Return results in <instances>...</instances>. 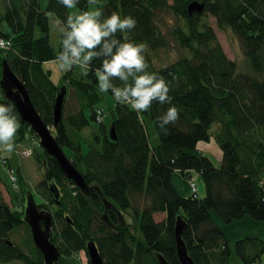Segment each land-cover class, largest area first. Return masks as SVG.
Here are the masks:
<instances>
[{
	"label": "trees",
	"instance_id": "trees-1",
	"mask_svg": "<svg viewBox=\"0 0 264 264\" xmlns=\"http://www.w3.org/2000/svg\"><path fill=\"white\" fill-rule=\"evenodd\" d=\"M4 1L0 0V38L12 39L13 47L0 49V68L7 61L28 90L43 122L52 127L57 143L90 187L89 194L83 193L61 171L54 157L41 146L35 150L37 161L45 169L37 192L47 200L38 208L51 212L50 240L61 251L55 264H69L64 258H74L81 252L91 264L87 249L90 241L99 248L106 264H161L158 255L168 264H180L175 234L179 217L187 223L182 238L194 264H231V242L212 214L225 225L247 215L264 221V0H197L205 10L194 14L188 7L194 0L99 3L104 17L115 12L122 19L132 16L137 21L135 29L126 35L135 44H146L143 55L147 71L166 80L171 99V104L164 105L153 101L149 110L140 113L129 104L116 102L110 127L97 107L102 98L95 71L102 68L104 57L93 59L86 78L74 77L75 67L64 75L63 86L68 91L62 117L55 125L54 108L61 86L57 87L45 65L56 61L61 45L55 48L51 44L50 18L55 14L65 21L73 15L70 9L58 0H49L46 10H42L41 0H20V10L14 5L3 9ZM76 8L81 13L90 6L87 0H79ZM165 13L183 19L184 27L170 30L163 19ZM207 15L216 20L217 28L230 30L238 38L243 65L228 58L215 28L204 18ZM3 23L8 29L2 27ZM124 35L117 33L116 38L124 42ZM170 37L189 54L159 69L153 57L170 45ZM114 84L123 86L119 80ZM0 104L10 105L11 114L20 123L19 143L30 137L39 140L30 125L21 122L4 91ZM170 106L179 109V120L161 129L158 118ZM92 121L100 124L103 137L95 134V138L102 141V148L92 146L86 153L82 130ZM148 122L158 134L156 147L149 138ZM113 124L115 140L110 137ZM215 125L218 129L213 133ZM212 137L223 153L218 166L213 157L198 153L200 141L209 143ZM19 171L17 176L23 184ZM176 171L186 179L193 171L198 173L206 195L180 196L172 180ZM52 185L57 186L59 199L51 191ZM30 193L21 198L27 201ZM25 211V207L13 209L0 191V264H46L32 241ZM163 214L164 218L157 221L156 217ZM21 226L26 231L22 244L12 236ZM235 242L243 264H260L264 258L262 238Z\"/></svg>",
	"mask_w": 264,
	"mask_h": 264
},
{
	"label": "clouds",
	"instance_id": "clouds-1",
	"mask_svg": "<svg viewBox=\"0 0 264 264\" xmlns=\"http://www.w3.org/2000/svg\"><path fill=\"white\" fill-rule=\"evenodd\" d=\"M58 3L72 9L79 0H58ZM87 3L89 10L68 15L65 21H56L62 37L61 50L56 57L59 69L68 72L79 66L87 75L93 59L104 57L102 68L95 71L100 92L110 91L118 103L129 104L137 113L149 110L153 101L171 104L166 80L147 71L148 63L143 55L147 51L146 44H135L126 35L135 29L137 21L132 16L122 19L115 12L104 17L99 0H87ZM117 33L125 34L124 42L116 38ZM130 78L132 83H129ZM116 80L123 86L117 87ZM11 113L10 105L0 104V150L6 153L14 151L13 138L20 127ZM179 117V109L170 106L158 118L159 127L165 129Z\"/></svg>",
	"mask_w": 264,
	"mask_h": 264
},
{
	"label": "rangeland",
	"instance_id": "rangeland-1",
	"mask_svg": "<svg viewBox=\"0 0 264 264\" xmlns=\"http://www.w3.org/2000/svg\"><path fill=\"white\" fill-rule=\"evenodd\" d=\"M104 2L105 0H99V3H104ZM70 12L73 14H76V13L79 14V11L77 10L76 7L70 9ZM51 16H52V21H51L52 34L51 35H53L51 44L52 46L56 48L58 47L60 43L61 35H59L60 32L58 31L57 26H56V21L58 20L57 16L55 14H52ZM204 18H206V20L213 26V28H215L216 34L218 38L220 39V42L223 46V49H225V52L228 58L237 60L239 64L243 65L245 59H244L243 50L241 48L238 38H236L235 35L230 30H227V32H225L217 28L216 20L213 17L207 15ZM163 19L165 20V22H167V26L170 30H173V28H176L178 26L184 27L185 25V21L183 19H180L171 13H165L163 15ZM169 41H170V45L166 49L161 51V53L159 54L156 53L153 57V62L155 63L156 67L159 69L161 67H164V65L174 63L175 60L183 58L189 54V52L186 51V49L184 50L176 40H173L170 37ZM74 67L76 69V73H74L75 75L74 77H76L77 79H82L83 77L86 76L83 74V70L80 69L79 66H74ZM45 68L51 71V78L54 81V83L57 85V87L66 85L64 75L67 72L61 71L57 63H47L45 65ZM1 75H2V70L0 68V76ZM100 97L102 98V100L97 105V107L101 111H103V119L105 121V124L108 127H110L113 121L112 118H113L114 105L117 101L115 100L114 96L111 97L108 92H100ZM152 126L151 128H155L154 126L153 127ZM82 131H83L84 139H82L81 142L83 143L84 152L87 153L89 148L92 146L98 149L102 148V141L99 142L95 138V134H98L101 138L103 137L101 135L99 123L92 121L91 125ZM18 135L19 134H16V136L13 138V143L15 146L14 151L11 153V156L8 155L7 157L11 160V164L15 171L18 170V167L19 168L21 167V171H19V173L24 178V183L21 184L19 182L20 183L19 189H15L12 187L11 180L8 177L7 173L2 168H0L1 176L3 177L5 181L6 187L9 188L10 193H11V194L7 193L8 194L7 198L10 201L13 200L12 208L17 211H19L21 208L26 207L27 201L26 199H23L21 197H23L24 194H28L30 192L33 195V198H35L37 205H41L43 202L47 203V200H45L43 197H40L37 192V189H38L37 186L44 179L43 175L45 172L43 165L39 164L34 154L35 150H38L40 147L39 140L36 137L34 138L30 137L27 141L20 142L19 144ZM151 138H152L151 144H152V147H154L155 143L157 144V142L159 141L157 132L155 133V137L153 135ZM28 148L33 149V154H31L32 156H30L29 158H21V156L16 153L18 149L24 150ZM66 152L69 153L68 150H66ZM214 160L217 163V160L215 158ZM202 183H203L204 188L202 187ZM197 185H198V190H199V198H202V195H203L202 189L205 190L203 179L200 178L197 181ZM53 208L55 209L56 207L53 206ZM163 218H164V214L161 216L158 215L156 217V220L161 221ZM24 229H25V226H21L20 228L15 229L14 232L12 233L14 240L20 241L21 244L23 242L22 241L23 238L26 237V231ZM235 244L236 243H233V242L230 244L231 250L233 253L232 258H231V264H235V262L239 264H243L240 257L236 253ZM64 259L69 264H77V263L78 264H88V260H87L85 252H81L79 255H76L74 258L66 257ZM6 264H25V263H22L21 261H12L11 263H6Z\"/></svg>",
	"mask_w": 264,
	"mask_h": 264
},
{
	"label": "water",
	"instance_id": "water-1",
	"mask_svg": "<svg viewBox=\"0 0 264 264\" xmlns=\"http://www.w3.org/2000/svg\"><path fill=\"white\" fill-rule=\"evenodd\" d=\"M188 7L190 14H194V12H204L205 10L204 4L197 0L191 2ZM2 70L0 87L2 91L5 92L6 98L15 105L17 112H19L21 122L24 124L28 123L31 129L39 135L40 146L47 154L57 160V164H59L61 171L67 176V178L74 182L83 193L89 194L90 187L86 183L84 176L80 174L74 164L70 162L66 153H64L62 146L57 143L55 135L52 132V127H48L45 122H43L39 112L36 111L35 106L30 99L28 90H26L24 84L15 72L10 69L7 61L3 62ZM59 89L54 108L55 125L59 124L62 117V107L68 91L66 86H61ZM111 129L110 137L112 140H115L116 132L114 124ZM51 191L57 199L60 198L57 186L52 185ZM26 198L27 204L25 207L26 211L24 219L31 230L32 241H34L36 248L42 253L44 262L46 264H55L59 262L61 251L58 249V246L50 240L53 223L52 214L45 209H42L41 211L31 193L27 195ZM176 223L175 234H177V255L180 264H194L182 238L187 223L181 217L178 218ZM87 249L91 264H106L101 257L99 248H97L93 241L88 242ZM158 258L161 264H168L163 256L158 255Z\"/></svg>",
	"mask_w": 264,
	"mask_h": 264
},
{
	"label": "crops",
	"instance_id": "crops-1",
	"mask_svg": "<svg viewBox=\"0 0 264 264\" xmlns=\"http://www.w3.org/2000/svg\"><path fill=\"white\" fill-rule=\"evenodd\" d=\"M48 2H49V0H41L40 1V4L42 5V10L47 9V7L49 5ZM1 5H2L3 9H5L6 7H10L11 5H14V7H16L18 10H20L22 7L20 0H6L4 2H1ZM51 21H52V16L50 18V25H51ZM2 27H4V29H8V27H6V25H5V23L2 24ZM47 63H57V61H51V62H47ZM74 73H76V69H74ZM151 126H152V124H150V122H148L147 128L149 131V138L152 142L151 137L153 135L155 137V133H156L155 131L156 130H154L155 128H151ZM217 129H218V126L215 125L212 129V132L215 133ZM158 143H159V141L157 142V144ZM157 144L155 143L154 146L156 147ZM197 147H198V153L209 155L210 157L215 158L217 160V163H216L217 166H218V164L220 165L222 163L223 153H222L220 147L217 145L215 137H212L211 141L209 143L200 141V143L198 144ZM4 154L6 157L8 155L11 156V153L4 152ZM9 166L13 167L10 159H9ZM2 169L7 173L6 169H4V168H2ZM19 169H21V167L20 168L18 167V170ZM191 177H194L196 179V181H198L201 178L200 175L194 171L192 172ZM172 180H173V185H174L176 191H178L180 196L181 195L185 196V197L191 196V190L189 188L188 180L184 177V175L181 171H176L172 176ZM202 187H203V183H202ZM202 190H203V195H202V198H203V196L206 195V190H204V189H202ZM0 191L2 192L3 197H4V199H6L7 203L13 205L12 204L13 200L10 201L7 198L8 194L10 193V190H9V188L6 187L5 181H4L3 177L1 176V172H0ZM212 216H213L214 221H216L217 224L219 225V227L223 230V232H225V234L227 235V237L231 243L232 242L236 243L235 241H237V239L248 238V237H257V238L260 237L264 240V221H258L257 222L256 220H253L249 215H247L244 219H241L240 221H237L236 223H233L230 225H227V224L225 225V223L223 221H221V219L215 213H213ZM235 264H239V263L235 262ZM260 264H264V258L261 260Z\"/></svg>",
	"mask_w": 264,
	"mask_h": 264
},
{
	"label": "built area",
	"instance_id": "built-area-1",
	"mask_svg": "<svg viewBox=\"0 0 264 264\" xmlns=\"http://www.w3.org/2000/svg\"><path fill=\"white\" fill-rule=\"evenodd\" d=\"M13 47V41L12 39H8V38H0V49L2 50H11ZM2 93V91L0 90V94ZM16 153L18 155L21 156V158H29L30 156H32L31 154H33V149H24V150H20L18 149L16 151ZM0 167L6 169L7 171V175L11 180V184L12 187L15 189H19L20 188V181H19V177H17V171H15L13 169V167L9 166V159L8 157L5 156L4 152L2 150H0ZM188 180V184H189V188L191 190V195L193 194L195 197H197L199 195V190H198V185H197V181L194 177H191Z\"/></svg>",
	"mask_w": 264,
	"mask_h": 264
},
{
	"label": "bare ground",
	"instance_id": "bare-ground-1",
	"mask_svg": "<svg viewBox=\"0 0 264 264\" xmlns=\"http://www.w3.org/2000/svg\"><path fill=\"white\" fill-rule=\"evenodd\" d=\"M45 10V9H44Z\"/></svg>",
	"mask_w": 264,
	"mask_h": 264
}]
</instances>
